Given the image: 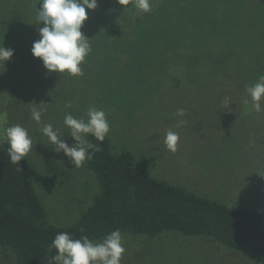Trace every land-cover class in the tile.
I'll return each mask as SVG.
<instances>
[{
	"label": "trees",
	"instance_id": "trees-1",
	"mask_svg": "<svg viewBox=\"0 0 264 264\" xmlns=\"http://www.w3.org/2000/svg\"><path fill=\"white\" fill-rule=\"evenodd\" d=\"M150 2L151 11L146 14L124 12L116 0H97L95 10H86L88 18L81 31L91 39L92 51L81 67L93 72L90 78L92 74L96 77L88 84L92 93L94 84L116 81L117 88L130 92L123 99L125 105L130 100L140 101L142 95L153 97L160 92L158 88L166 79H176L167 76L169 70L185 71V84L199 86L200 95L203 89L211 95L205 86H213L216 80L236 84L239 75L233 62H239L236 45L242 46L238 24L230 17L243 11V0ZM38 3L0 0V43L14 53L5 64V78L0 75V80L8 76L20 90L18 96L32 92L41 83L38 79L42 74L48 73L38 74L37 80L26 78V74L32 76L37 67H43L31 55L32 45L39 39L40 25L35 20ZM220 5L224 8L219 9ZM110 65L115 73L105 70ZM204 72L209 73L207 78ZM175 81V85L181 83ZM89 140L98 143L91 136ZM112 142L106 137L99 145L102 150L85 163L95 178L97 192L79 219L67 226L49 222L27 159L19 162L20 171L4 151L7 144L0 146V250L12 255L13 264H47L46 254H55L54 249L49 253V248L60 232L75 239L83 235L101 240L116 229L122 235L149 239L164 233L207 238L244 255L251 264H264V212L230 208L215 198L158 180L139 170L135 156L127 149L117 150Z\"/></svg>",
	"mask_w": 264,
	"mask_h": 264
},
{
	"label": "rangeland",
	"instance_id": "rangeland-1",
	"mask_svg": "<svg viewBox=\"0 0 264 264\" xmlns=\"http://www.w3.org/2000/svg\"><path fill=\"white\" fill-rule=\"evenodd\" d=\"M243 3V11L230 17L233 24H238L241 35L238 42L242 48L236 45L235 53L239 62H233L239 77L236 84L216 80L213 86H205L213 95L205 93L207 89L200 95L199 86L185 84L188 81L182 76L186 72L181 70L179 73L169 70L167 75L181 83L175 85L174 79H166L153 97L142 95V100L133 103L130 100L126 105L123 99L130 92L117 88L116 81L94 84L92 93L88 84L95 76L92 74L90 78L91 70L84 69V75L79 77L42 74L44 81L39 78L41 83L21 96L13 81L9 82L8 74L7 80H0V130L19 124L32 136L33 151L25 158L30 163L34 187L50 223L67 226L78 220L81 210L97 192V185L86 164L76 168L63 152H54V146L41 129L51 123L71 146L74 141L68 136L64 115L67 112L87 119L89 106L106 113L110 125L108 136L113 145L117 150L131 152L143 173L200 196L215 198L230 208L264 212V112L250 111L243 103L248 99L245 88L264 75V0H243ZM105 70L115 73L111 65ZM43 72H47L44 67H37L26 78L35 79ZM199 73L203 75L202 71ZM207 75L204 72L205 78ZM225 97L231 98L228 109L222 106ZM69 104L71 107H66ZM34 107L42 112L40 123L30 118ZM180 108L186 112L182 118L175 115ZM179 119L186 123L177 128ZM170 129L179 134L175 153L169 152L164 143ZM124 237L126 252L121 264H251L244 255L207 238H188L174 233L153 239ZM0 264H13L12 255L0 250Z\"/></svg>",
	"mask_w": 264,
	"mask_h": 264
},
{
	"label": "clouds",
	"instance_id": "clouds-1",
	"mask_svg": "<svg viewBox=\"0 0 264 264\" xmlns=\"http://www.w3.org/2000/svg\"><path fill=\"white\" fill-rule=\"evenodd\" d=\"M116 3L124 12L136 10L146 14L151 11L150 0H116ZM38 4L35 20L40 25L39 39L33 43L31 55L42 62L48 73L66 74L68 77L83 76L81 65L85 63V58L91 53L92 48L89 43L91 39L87 38L81 29L88 18L87 11L97 8V0H39ZM13 54L12 49H6L3 42L0 43V74L6 71L5 64L10 61ZM245 93L248 99L243 103L249 106V110L255 113L264 112V75H260L254 84L246 87ZM231 104L230 97H225L222 101V106L227 109ZM175 115L178 118L184 117L185 109H178ZM41 117V110L34 107L30 118L40 123ZM86 117L87 119L77 118L65 113L63 123L68 129V136L74 141L71 146L51 123L44 124L41 129L49 144L54 146L53 151L63 152L76 168L82 167L102 150L99 145L110 132V125L103 110L89 106ZM185 123L186 121L179 119L176 127H182ZM89 136L98 143H92ZM178 142V132L168 130L164 140L167 150L175 153L178 150ZM5 143L7 147L4 151L10 163L21 171L18 167L19 162L33 151L32 136L19 124L13 125L0 130V146ZM124 241L125 237L119 229L101 240H91L83 235L75 239L67 232H60L49 248V253L54 249L55 254H46L47 264H121L126 252Z\"/></svg>",
	"mask_w": 264,
	"mask_h": 264
}]
</instances>
